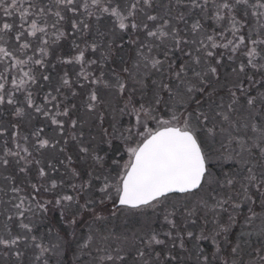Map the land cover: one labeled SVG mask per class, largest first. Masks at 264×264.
Wrapping results in <instances>:
<instances>
[{"label":"snow or ice","instance_id":"obj_1","mask_svg":"<svg viewBox=\"0 0 264 264\" xmlns=\"http://www.w3.org/2000/svg\"><path fill=\"white\" fill-rule=\"evenodd\" d=\"M0 261L264 264V0H0Z\"/></svg>","mask_w":264,"mask_h":264},{"label":"rangeland","instance_id":"obj_2","mask_svg":"<svg viewBox=\"0 0 264 264\" xmlns=\"http://www.w3.org/2000/svg\"><path fill=\"white\" fill-rule=\"evenodd\" d=\"M36 223H37V228H38V230H37V232H36V234L39 236V235H43V234H46L47 232H48V230H45L44 228H45V226H44V221H41V220H37L36 221ZM27 260V257L25 258V261ZM0 264H2V261H0Z\"/></svg>","mask_w":264,"mask_h":264},{"label":"trees","instance_id":"obj_3","mask_svg":"<svg viewBox=\"0 0 264 264\" xmlns=\"http://www.w3.org/2000/svg\"><path fill=\"white\" fill-rule=\"evenodd\" d=\"M50 215H54L56 216V219L58 220V216L56 214H50ZM44 226H45V230H48L49 229V225H52V224H55V228L53 229V231H56L59 229L60 225L58 223H56V221H44ZM68 259L71 260L72 259V256H71V253H69V256H68Z\"/></svg>","mask_w":264,"mask_h":264}]
</instances>
